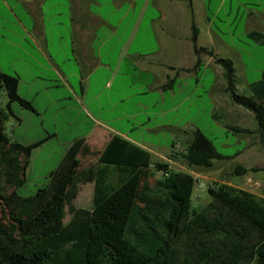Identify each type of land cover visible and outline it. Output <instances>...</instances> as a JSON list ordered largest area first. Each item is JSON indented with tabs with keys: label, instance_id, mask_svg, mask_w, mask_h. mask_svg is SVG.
<instances>
[{
	"label": "crops",
	"instance_id": "0c3cea01",
	"mask_svg": "<svg viewBox=\"0 0 264 264\" xmlns=\"http://www.w3.org/2000/svg\"><path fill=\"white\" fill-rule=\"evenodd\" d=\"M214 20L206 0H0V70L18 78L19 95L35 110L12 104L16 122L6 133L24 146L55 136L30 157L27 181L42 154L41 167L51 166L36 193L81 139L88 175L115 136L193 175L180 160L202 132L201 116L218 123L227 112L215 58L231 59L247 76ZM195 29L198 49L214 57L196 54Z\"/></svg>",
	"mask_w": 264,
	"mask_h": 264
},
{
	"label": "trees",
	"instance_id": "16d2710c",
	"mask_svg": "<svg viewBox=\"0 0 264 264\" xmlns=\"http://www.w3.org/2000/svg\"><path fill=\"white\" fill-rule=\"evenodd\" d=\"M194 31L196 54L214 57L213 51L198 49ZM245 44L264 47V33L250 32ZM215 59L224 70L226 95L254 116L264 142V70L261 80L249 85L250 96H244L237 91L234 61ZM18 89V78L0 70V264H264V199L216 185L207 191L211 203L195 208L197 181L191 174L154 161L119 136L86 179L94 183L91 209H72L67 221L69 196H76L83 175L84 139L69 147L46 187L33 197L19 196L32 153L55 136L30 146L9 138L5 124L11 105L35 112ZM226 128L236 135L254 134ZM182 157L189 168L211 169L215 161L226 160L200 130ZM250 172L257 170L238 166L235 175Z\"/></svg>",
	"mask_w": 264,
	"mask_h": 264
},
{
	"label": "rangeland",
	"instance_id": "374dc122",
	"mask_svg": "<svg viewBox=\"0 0 264 264\" xmlns=\"http://www.w3.org/2000/svg\"><path fill=\"white\" fill-rule=\"evenodd\" d=\"M210 8L212 17L215 15L214 32L221 37L227 44L233 45L237 51V57L242 62L246 70V77L237 73V91L238 94L250 96L249 85L261 80L264 70V47L259 45H243L247 35L252 31L263 32L264 27V0H206ZM256 15L252 19L251 15ZM211 81V82H210ZM210 81L205 80L207 86H211ZM228 97V96H227ZM227 112L225 121L216 123L208 119L206 112L201 116L197 127L214 143L217 151L226 157L224 161H215L211 169L201 167H187L197 180L194 207H207L212 199L207 193L208 188H214L216 185H228L240 190L247 191L264 199V142L259 133V127L254 116L244 108L236 106L228 97L226 102ZM8 113V121L5 129L11 135V124L16 122L12 113ZM197 113V111H195ZM235 126L246 129L254 133L253 135H236L228 130L226 126ZM60 131H65V125L60 127ZM47 153L39 157V163L30 172L26 185L18 190L19 196L33 197L36 194L35 182L42 177L43 171L48 172L51 169L50 163L43 169L41 161ZM96 161V159H93ZM180 163L187 165V162L180 160ZM238 166H243L249 170L255 169L257 172L239 177L235 175ZM177 170L182 171L180 168ZM40 170V172H39ZM82 178L77 185V194L74 197L69 196L68 218H71L72 209H91V201L94 189L92 175L85 174L82 169ZM189 174V173H188ZM192 175V176H193ZM158 177H160L158 175ZM251 178L254 184L248 182ZM40 182V189L49 183V178L45 183ZM44 184V185H42Z\"/></svg>",
	"mask_w": 264,
	"mask_h": 264
},
{
	"label": "built area",
	"instance_id": "2783aa9c",
	"mask_svg": "<svg viewBox=\"0 0 264 264\" xmlns=\"http://www.w3.org/2000/svg\"><path fill=\"white\" fill-rule=\"evenodd\" d=\"M248 182L251 183V185L254 184V181L251 178L248 179Z\"/></svg>",
	"mask_w": 264,
	"mask_h": 264
}]
</instances>
